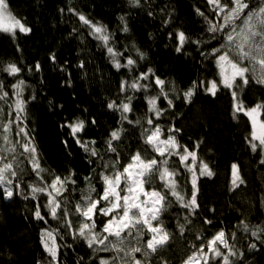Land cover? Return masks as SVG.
Returning a JSON list of instances; mask_svg holds the SVG:
<instances>
[{"label":"snow or ice","instance_id":"obj_1","mask_svg":"<svg viewBox=\"0 0 264 264\" xmlns=\"http://www.w3.org/2000/svg\"><path fill=\"white\" fill-rule=\"evenodd\" d=\"M130 3L139 7L141 0H130ZM206 4L212 18L200 8L195 9L207 25L206 40L192 41L180 29L168 33L177 53L187 43H194L201 47L200 56L212 65L211 78L193 80L182 90L183 101L191 104L198 90L212 97L226 91L231 96L232 118L247 119L249 130L245 142L252 153L260 155V163L264 164V99L249 105L243 94L248 87H264V0H255V3L253 0H206ZM68 11L78 16L89 35L106 50L112 67L118 72L127 70L129 78L120 80L118 90L123 99L118 95L107 102V108L118 113L119 119L116 127L99 142L89 138L87 132L89 125L97 123L94 117L66 119L61 128L68 130L69 139L85 153L92 167L83 177L73 170L66 175L57 174L43 167L32 134L34 130L29 127V105L35 96L25 95L31 87L22 77L25 67L16 62L0 63V73L14 80L6 84L0 79V198L31 199L36 220L46 225L56 222L55 227L41 230V244L50 258L48 264H62L60 241L65 235L80 239L92 251V264H151L149 258L171 239L161 219L163 213L174 203L186 210L184 223L177 224L183 234L192 223L190 217L200 208L199 178L211 177L214 172L198 155L202 141L193 143L192 147L182 144L179 138L182 129L171 121L162 122L176 107L175 100L179 97L170 95L176 92L175 83L162 79L152 68L137 71L138 60L144 59V53L137 49L138 57L133 58L126 54V49L117 50L107 26L94 23L73 8ZM128 30L125 24L123 31ZM31 32L26 21L13 13L8 0H0V33L15 40L18 34L26 36ZM50 59L55 63L56 55L51 54ZM78 67L83 69L84 62ZM26 70L40 72L41 64L37 62L34 68ZM65 70L61 65V71ZM129 92L133 95H127ZM136 94H140L146 106L143 124L140 118H129L134 113ZM125 122L141 127V147L122 153L127 131ZM63 144L69 147V140L65 139ZM244 182L240 166L232 163V188ZM202 223L215 227L208 218ZM238 226L255 238L247 244L248 249L257 248V241L264 245V225L250 227L240 220ZM236 238V232L224 227L197 233L182 264H242L245 252L237 247Z\"/></svg>","mask_w":264,"mask_h":264},{"label":"trees","instance_id":"obj_2","mask_svg":"<svg viewBox=\"0 0 264 264\" xmlns=\"http://www.w3.org/2000/svg\"><path fill=\"white\" fill-rule=\"evenodd\" d=\"M8 2L13 13L24 19L32 32L26 36L18 34L15 40L0 33V63L16 62L25 67L22 77L31 86L25 95L35 96L29 105V127L34 130L32 134L43 167L60 175L73 170L79 177L91 171L85 153L60 125L69 118L94 117L97 123L88 126L89 138L98 142L106 138L119 119L118 113L107 108V102L118 95L123 99L118 91L119 83L121 79L129 78L127 70L118 72L112 67L106 50L89 35L78 16L68 11L73 8L94 23L107 26L117 50L126 49V54L133 58L138 57L137 49L144 53V59L138 60L137 71L152 68L162 79L175 83L176 92L170 95L179 98L175 100V109L170 110L162 122L171 121L182 129L179 134L182 144L192 147L193 143L202 141L198 155L214 172L211 177L199 178L200 208L190 217L192 223L186 226L183 234L177 224L184 223L186 210L174 203L163 213L161 219L171 239L149 258L151 264L162 261L182 264L197 233L214 232L220 227L236 232L235 243L245 252L242 264H264V245L257 241V248L248 249L247 244L255 238L238 226L240 220L250 227L264 225V164L260 163V155L252 153L245 142L249 130L247 119L243 116L238 121L232 118L231 96L223 90L216 97L198 90L191 104L183 101L182 90H186L193 80L211 78L212 65L200 56L201 47L194 43H187L177 53L175 42L168 36L169 32L180 29L192 41L206 40L204 17L195 11L200 8L212 18L206 0H141L139 7L133 6L130 0ZM121 17H124L123 21ZM165 20L169 24H165ZM125 24L129 29L127 32L123 31ZM53 53L55 63L50 59ZM81 61L85 64L83 69L78 67ZM37 62L41 64L40 72L29 73L27 67L34 68ZM61 65L65 71H61ZM0 79L6 84L14 82L4 73H0ZM243 94L246 103L251 105L264 99V87L254 85L244 89ZM136 95L134 113L129 118H140L143 124L146 106L140 94ZM124 127L127 131L122 153L140 148L141 127L126 122ZM65 139L69 140L67 148L63 144ZM232 163L240 166L245 181L236 189L230 183ZM33 211L31 199L25 200L23 196L10 200L0 198V264H48L50 258L41 244V230L55 227L56 222L50 221L46 225L34 218ZM204 218L212 220L215 227L203 224ZM60 243L62 264H92L90 257L94 254L80 239L65 235Z\"/></svg>","mask_w":264,"mask_h":264}]
</instances>
